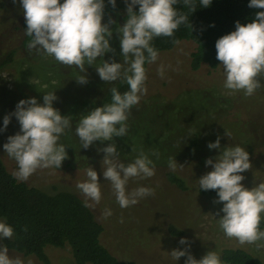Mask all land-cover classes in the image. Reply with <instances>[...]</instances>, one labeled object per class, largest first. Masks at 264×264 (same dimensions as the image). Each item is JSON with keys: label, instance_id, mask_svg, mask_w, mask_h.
<instances>
[{"label": "rangeland", "instance_id": "374dc122", "mask_svg": "<svg viewBox=\"0 0 264 264\" xmlns=\"http://www.w3.org/2000/svg\"><path fill=\"white\" fill-rule=\"evenodd\" d=\"M0 2L3 3L0 8V127L3 126V118L14 112L21 99L36 97L43 103L45 92L56 91L58 99L53 106L61 114L69 111V107L76 108L72 114L77 122L81 114L99 107L107 90L120 80L107 83L100 79L95 65H88V83L79 84L75 79L82 73L75 66L60 64L51 57L45 58L35 49L23 46L22 22L25 17L19 0ZM126 17V13L118 12L103 18L102 23L115 21L110 24L113 30L110 43L114 51L104 56L109 62H122L119 34L115 30L125 23ZM193 49L190 42L180 43L149 65L147 93L129 113L126 136L114 137L113 141H96L85 149L76 134L71 135L66 130L59 141L66 146L67 152L61 167L38 169L24 182L48 192L69 191L84 201L85 197L76 184L85 181L87 168L93 167L102 183V199L90 208L104 226L103 244L123 261L184 264L186 256L176 261L170 253L173 249L187 247L179 244V240L186 237L191 245L188 251L196 259L217 247L222 251L242 248L264 262V250L258 251L255 245H241L235 238L224 235L217 220L223 215L219 212L222 203H215L217 197L201 195L198 191L199 178L212 170L211 166H205L206 159L220 154L219 150L207 147L218 136L222 147L239 144L249 152L252 166L242 174L245 177L242 183L250 189L264 182V86L252 96L224 89L222 66L216 70L205 65L197 71L190 69ZM11 52H14L13 61H8ZM102 62L98 59L96 64ZM161 63L170 66L166 68L164 78L157 72ZM259 79L264 84V78ZM50 84L53 88H49ZM88 99L95 101L96 105L84 107L83 103ZM198 100H202V104L214 105L200 118L195 110ZM19 130L16 117L11 115L7 129L0 132V156L12 174L17 165L3 145ZM189 131L191 136L187 135ZM110 143L116 144L120 151L119 159L125 163L133 160L140 151L153 159L155 175L130 179L127 187L129 190L138 186L150 187L155 190L154 195L128 208L118 205L110 183L102 175L105 153L98 151ZM153 153H158L159 159ZM169 157H175L182 166L175 171L170 170L167 164ZM170 172L184 179L187 190L169 182L167 174ZM105 209H111L112 214L105 217ZM171 227L184 231V235L174 237L169 232ZM46 253L52 264H76L70 246L47 247ZM9 254L19 256L25 262L30 260L31 264H42L33 255L26 256L10 249Z\"/></svg>", "mask_w": 264, "mask_h": 264}, {"label": "clouds", "instance_id": "9594fccd", "mask_svg": "<svg viewBox=\"0 0 264 264\" xmlns=\"http://www.w3.org/2000/svg\"><path fill=\"white\" fill-rule=\"evenodd\" d=\"M113 8L117 0H107ZM26 22V35L31 39L28 49H35L45 58L51 57L60 64L75 66L81 75L75 80L87 84L88 65H95L101 80L114 83L118 80L128 85L121 92L117 87L110 89V102L94 107L81 114L75 127L82 148H89L96 141H113L114 137L126 136L127 120L134 106L139 105L147 93V68L159 60V50L153 41L158 37L173 38L181 25L190 23L189 16L177 7L183 3L194 12L197 4L207 8L213 0H126L127 17L123 25L116 28L119 34L122 62L104 59L106 53L114 51L110 43L113 36L111 23H102L105 15V0H19ZM139 6L138 11L135 6ZM248 7L264 9V0H249ZM191 25V24H190ZM214 26V24L212 25ZM216 59L223 68V88L231 92H242L252 96L264 86V11H256L255 18L248 23L235 22V30L219 37L215 42ZM101 59L99 65L96 61ZM166 66L161 63L157 72L165 77ZM259 77V78H258ZM58 97L56 91L45 92L43 103L36 97L21 99L11 115L20 125L15 135L8 137L3 145L7 155L17 165L13 175L20 181H26L38 169L57 168L67 157L66 146L59 143L66 130L72 128L70 116L62 115L53 106ZM11 115L3 118L0 132L7 129ZM187 135L191 136L189 131ZM226 135L229 134L226 130ZM207 147L219 150L215 158H208L205 166L212 170L198 180V191L215 190V203H222L218 220L219 228L228 238H235L241 245H255L258 251L264 250V182L247 188L242 175L251 168L249 152L239 144L221 146V138ZM105 153L102 175L110 183L116 202L121 208L136 205L141 199L154 195L155 190L138 186L131 190L127 185L130 179H145L155 175V162L148 154L140 151L130 162L119 159L120 151L115 143L103 149ZM159 159L158 153H153ZM170 170L179 165L175 157L167 161ZM87 179L76 184V188L85 197V207H94L102 199V183L98 172L89 166ZM111 209H105L108 217ZM219 214V213H217ZM14 228L0 218V242L12 239ZM183 249H173L171 256L178 261L185 257L184 264H224L222 250L218 247L196 259L188 249L191 247L186 237L179 240ZM0 264H31L19 256H11L7 245H0Z\"/></svg>", "mask_w": 264, "mask_h": 264}, {"label": "trees", "instance_id": "16d2710c", "mask_svg": "<svg viewBox=\"0 0 264 264\" xmlns=\"http://www.w3.org/2000/svg\"><path fill=\"white\" fill-rule=\"evenodd\" d=\"M248 3L249 0H213L207 8H200L197 4L194 12L189 11L183 3H179L175 7L189 16L190 23L181 25L175 32L174 39L178 43H173V38L158 37L154 39L153 44L161 55L173 51L180 43L190 42L194 45L190 54V69L197 71L205 65L216 70L220 66V62L216 59V40L234 31L236 21L246 24L255 18L256 11H264V9L250 8ZM2 6L3 3L0 2V8ZM126 8V0H117L115 8L105 0L104 17L118 12L127 14ZM138 8V5L135 6V10L138 11ZM26 27L25 19H23V46H27L31 39L26 35ZM10 54L8 61L12 60L14 52ZM146 68L148 71L150 66L146 65ZM114 86L121 92L128 90L126 83L117 82L107 90L99 106L110 102V89ZM49 88H53V85L50 84ZM163 98H166V95ZM198 101L195 110L199 118L209 112L210 107L214 108V105L202 104V100L198 104ZM95 105V101L89 99L83 103L86 108ZM70 108L62 115L70 116L72 128L67 132L72 135L75 133L77 118L72 114L76 108ZM204 124L206 126L207 123L204 122ZM71 144L69 143V146ZM167 179L181 190L188 188L184 179L173 172L167 174ZM199 193L217 197L215 190H201ZM0 218L5 219L14 228L12 239L5 238L3 245L26 256L33 255L42 264H52L46 253L47 247L65 248L67 246L71 247L76 264H136L134 261L121 260L103 244L101 236L104 226L96 219L91 208L84 206L82 199L69 191L48 192L19 181L7 169L1 156ZM261 227L264 228V222ZM169 232L174 237L184 235V231L175 227H171ZM222 259L224 264H264L262 260L242 248L224 249Z\"/></svg>", "mask_w": 264, "mask_h": 264}]
</instances>
